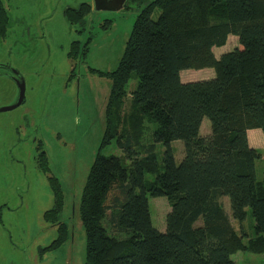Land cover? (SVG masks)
<instances>
[{
  "label": "trees",
  "instance_id": "16d2710c",
  "mask_svg": "<svg viewBox=\"0 0 264 264\" xmlns=\"http://www.w3.org/2000/svg\"><path fill=\"white\" fill-rule=\"evenodd\" d=\"M155 8L160 13L152 19ZM90 12V3L82 2L64 14L70 24H82ZM8 23L0 0V37ZM108 26L106 20L103 28ZM229 35L237 37V45L214 55L213 48L224 46ZM89 41L73 40L68 57L82 60ZM204 68L213 69L214 76L181 80L183 70ZM99 74L111 80L100 148L116 138L130 164L101 150L95 155L79 203L84 263L240 264L231 258L238 251L264 256V177L258 181L254 169L261 152L247 137L249 129L264 132V0H148L136 15L118 65ZM131 77L136 84L127 92ZM127 95L130 109L123 117ZM204 118L210 121L207 134L200 132ZM152 123L151 140H145ZM175 140L183 141L178 163ZM158 143L163 146L161 170ZM145 174L154 179L145 180ZM51 179L58 196L46 212L59 225L58 236L42 250L67 237V225L58 219L61 185ZM147 194L167 198L165 231L152 223ZM224 197L241 229L250 210L255 235L237 233Z\"/></svg>",
  "mask_w": 264,
  "mask_h": 264
},
{
  "label": "rangeland",
  "instance_id": "374dc122",
  "mask_svg": "<svg viewBox=\"0 0 264 264\" xmlns=\"http://www.w3.org/2000/svg\"><path fill=\"white\" fill-rule=\"evenodd\" d=\"M1 1L8 10L9 23L6 35L0 37V65L23 78L25 91L17 107L0 112V264H85L79 203L89 168L98 150L122 157L125 166L130 164L116 146V138L100 148L111 80L99 73L116 68L136 15L148 0H103L112 8L91 11L82 24H70L65 9L93 0ZM159 13L155 8L151 18L156 19ZM106 20L109 26L103 28ZM89 38V51L82 60L68 57L73 40L84 43ZM236 45L237 37L229 35L224 46L213 48L214 55ZM0 70V107H4L16 100L18 92L11 71ZM211 75L208 69H187L181 72V80L208 79ZM135 84L136 78L131 77L126 91L134 89ZM130 99L129 95L124 99L123 117L130 109ZM152 124H148L145 140H151ZM209 128L210 121L204 118L202 132ZM172 148L178 163L183 157V141H173ZM257 149L261 157L254 169L256 179L262 181L264 145ZM155 154L161 170V143L156 144ZM52 177L61 185L63 205L58 219L66 223L67 237L59 246L42 250L58 236L59 225L46 212L58 196ZM153 179L154 175L145 174V180ZM147 198L153 225L165 231V216L170 210L167 198L148 194ZM222 201L237 233L255 235L250 210L241 229L231 217L227 197ZM247 239L244 236L243 241ZM231 258L240 264H264L262 254L249 251H238Z\"/></svg>",
  "mask_w": 264,
  "mask_h": 264
},
{
  "label": "water",
  "instance_id": "95a60500",
  "mask_svg": "<svg viewBox=\"0 0 264 264\" xmlns=\"http://www.w3.org/2000/svg\"><path fill=\"white\" fill-rule=\"evenodd\" d=\"M97 3H98V0H93L92 5H91V9L92 10L93 9L104 8L103 6H98ZM0 68H6V69L8 68L10 70V67H7L5 65H0ZM11 73H12V76H13L12 78L15 80V82L17 84V92H18L17 93V98L10 105L4 106V107H0V112L8 111V110H11V109L17 107L23 101V98H24L25 85H24L23 78L20 77L18 75V73L15 72L14 70H12Z\"/></svg>",
  "mask_w": 264,
  "mask_h": 264
},
{
  "label": "crops",
  "instance_id": "0c3cea01",
  "mask_svg": "<svg viewBox=\"0 0 264 264\" xmlns=\"http://www.w3.org/2000/svg\"><path fill=\"white\" fill-rule=\"evenodd\" d=\"M204 69L211 70L212 71L211 77L214 76L213 69H211V68H204ZM200 70H203V69H200ZM200 132L202 134H207L209 132V130L206 133H203L202 130ZM247 137H248L249 145L251 147L257 148V147H259V145H264V132L259 128L249 129L247 131Z\"/></svg>",
  "mask_w": 264,
  "mask_h": 264
},
{
  "label": "flooded vegetation",
  "instance_id": "af4514ba",
  "mask_svg": "<svg viewBox=\"0 0 264 264\" xmlns=\"http://www.w3.org/2000/svg\"><path fill=\"white\" fill-rule=\"evenodd\" d=\"M115 1H116V0H115ZM118 1H119V0H118ZM118 1H117V2H118ZM97 4H98V6H103V7H105V6L108 7V6H109V7H112V6H110L111 3H109V2H108V3L103 2V0H98V3H97ZM91 5H92V3H90V6H91ZM94 10H95V9H93V10L91 9V11H94ZM0 69H2V68H0ZM0 71H1V70H0ZM9 74L11 75V77H13L11 72H10Z\"/></svg>",
  "mask_w": 264,
  "mask_h": 264
}]
</instances>
